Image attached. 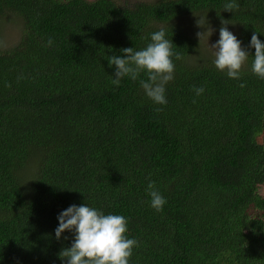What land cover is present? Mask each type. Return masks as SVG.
Wrapping results in <instances>:
<instances>
[{"label":"trees","instance_id":"16d2710c","mask_svg":"<svg viewBox=\"0 0 264 264\" xmlns=\"http://www.w3.org/2000/svg\"><path fill=\"white\" fill-rule=\"evenodd\" d=\"M11 16L23 33L10 47L0 35V264H67L75 234L55 230L72 205L126 218L129 264H264V79L250 47L254 32L264 42V0H0V29ZM184 17L236 30L239 79L197 60ZM161 29L181 57L166 105L141 87L146 72L117 86L109 66Z\"/></svg>","mask_w":264,"mask_h":264},{"label":"clouds","instance_id":"9594fccd","mask_svg":"<svg viewBox=\"0 0 264 264\" xmlns=\"http://www.w3.org/2000/svg\"><path fill=\"white\" fill-rule=\"evenodd\" d=\"M238 7L235 2H230L225 4L224 9L234 12ZM227 25L222 20L220 39L212 46L217 49L214 63L220 71H226L230 78L239 79L249 53L242 49L241 42L229 31ZM258 34L254 32L250 42V47L255 49L252 71L264 79V42H261ZM205 35L206 32L197 33L200 42ZM151 40L152 43L144 50L124 48L123 57L113 56L109 59V66L116 68L112 83L119 86L124 77L135 81L141 72H146L147 80L140 81L141 87L155 103L166 105L165 85L174 79L175 65L172 57H181L173 52L172 41L165 38L163 29L153 33ZM48 44L51 46V39ZM241 87L244 85L241 84ZM194 90L197 95L204 92L203 88ZM148 189L151 206L158 212L162 211L166 204L165 198L155 190L154 182L149 183ZM58 220L59 226L55 230L57 239L65 231L75 234L72 246L60 253V257L66 259L67 264H129L134 247H138L135 239L127 237L128 222L122 215H105L87 205H72L58 216Z\"/></svg>","mask_w":264,"mask_h":264},{"label":"rangeland","instance_id":"374dc122","mask_svg":"<svg viewBox=\"0 0 264 264\" xmlns=\"http://www.w3.org/2000/svg\"><path fill=\"white\" fill-rule=\"evenodd\" d=\"M117 1L118 2L126 1L130 3H137V2L153 3L158 0H117ZM180 23L184 25L186 28L187 26L191 28L190 30L192 31L193 35L197 38H198L197 33L206 32V35L200 42L201 49L198 53L199 56H197V60L200 61L202 58L204 59L205 57H211L212 59H216L217 49L212 46L215 45L220 39V29L214 27L212 24H209V26L196 25L195 20H193V18H187V17H184L180 21ZM229 31H231L237 37V32L234 28L229 29ZM22 33H23L22 23L15 17L11 16L6 19L4 18L1 21L0 35H1L2 44L8 47L14 45L18 41Z\"/></svg>","mask_w":264,"mask_h":264}]
</instances>
